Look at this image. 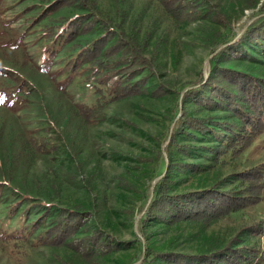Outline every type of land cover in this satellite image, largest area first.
<instances>
[{"label":"rangeland","instance_id":"rangeland-1","mask_svg":"<svg viewBox=\"0 0 264 264\" xmlns=\"http://www.w3.org/2000/svg\"><path fill=\"white\" fill-rule=\"evenodd\" d=\"M40 1L0 0V183L9 180L0 197V264H58L56 257L68 254L34 245L51 222L34 228L42 211L23 202L8 215L19 196L55 206L82 204L95 226L118 241L131 242L106 264H141L147 249L193 254L227 244L254 246L258 255L252 264H264V191L257 205L209 227L141 225L153 188L169 164L164 137L182 109H188L179 97L206 81L214 64L264 76L259 49L244 38L264 20V0L253 9H246L243 0H193L202 17L183 25H176L156 0H95L104 18L113 24L124 21L123 27H133L139 40L147 39L146 51L156 69L149 84H165L170 93L109 104L91 126L80 123L75 109L102 100L104 86L89 76L86 65L77 71L69 68L71 45L52 55L46 51ZM226 48L241 53L221 52ZM44 141L46 153H35L34 145ZM181 161L205 168L197 176L177 173L176 192L205 187L216 179L228 189L234 184L232 174L264 165V133L224 162L203 154ZM18 234L24 235L19 239Z\"/></svg>","mask_w":264,"mask_h":264},{"label":"trees","instance_id":"trees-1","mask_svg":"<svg viewBox=\"0 0 264 264\" xmlns=\"http://www.w3.org/2000/svg\"><path fill=\"white\" fill-rule=\"evenodd\" d=\"M156 1L176 25L191 24L202 17L196 1ZM243 1L246 9H253L260 0ZM39 7L40 19H46L40 30L47 42L46 51L52 55L55 49L71 45L69 68L77 71L86 65L89 76L104 86L105 91L100 92L102 100L76 107L75 114L81 124L94 125L112 103L137 96L160 99L169 95L167 85L149 84L156 69L153 58L146 51L147 39L139 40L133 27H123L124 21L113 24L104 18L95 0H41ZM64 11L73 13L56 17ZM84 37V41L77 42ZM244 38H250V44L259 49L264 59V20L253 26ZM221 52L241 53L231 48ZM144 72L146 74L142 75ZM179 101L188 109H182L171 133L164 137L167 144L163 150L169 164L153 188L141 218L142 226L184 223L205 228L257 205L262 198L264 165L232 174L234 184L228 189L216 179L205 187L176 192L174 176L177 173L197 176L204 171L205 167L182 162L181 157L203 154L216 162H224L225 157L240 154L264 133V76L214 64L206 81L202 79L197 86L185 91ZM47 146L45 141L34 145L35 153L45 154ZM6 176L10 177L9 172ZM4 181L0 183V197L9 182ZM120 184L126 185V182L120 181ZM19 198L8 215H14L21 203L26 202L28 209L42 211L34 228L51 219L37 235L34 245L66 250L65 257H56L58 264H106L113 253L131 247V242L118 241L105 229L95 226L92 213L82 204L55 206L36 203L29 197ZM18 235L21 239L24 234ZM257 255L254 246L229 244L210 246L193 254L147 249L141 264H252Z\"/></svg>","mask_w":264,"mask_h":264},{"label":"water","instance_id":"water-1","mask_svg":"<svg viewBox=\"0 0 264 264\" xmlns=\"http://www.w3.org/2000/svg\"><path fill=\"white\" fill-rule=\"evenodd\" d=\"M151 198V197H150Z\"/></svg>","mask_w":264,"mask_h":264}]
</instances>
